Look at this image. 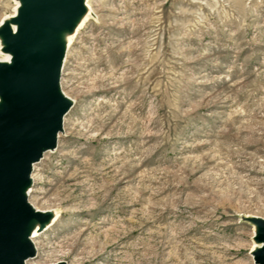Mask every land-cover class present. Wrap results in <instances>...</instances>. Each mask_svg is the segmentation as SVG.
<instances>
[{
    "label": "rangeland",
    "instance_id": "rangeland-1",
    "mask_svg": "<svg viewBox=\"0 0 264 264\" xmlns=\"http://www.w3.org/2000/svg\"><path fill=\"white\" fill-rule=\"evenodd\" d=\"M90 4L60 79L74 104L32 173L30 202L61 215L28 264H257L264 0Z\"/></svg>",
    "mask_w": 264,
    "mask_h": 264
},
{
    "label": "water",
    "instance_id": "water-1",
    "mask_svg": "<svg viewBox=\"0 0 264 264\" xmlns=\"http://www.w3.org/2000/svg\"><path fill=\"white\" fill-rule=\"evenodd\" d=\"M30 1L17 32L7 33L14 59L2 65L0 77L5 100L0 112V264H25L35 254L34 245L19 238L32 207L17 200L16 183L30 176L44 147L56 141L66 113L55 93L57 55L44 53L35 26H57L80 5L79 0ZM37 217L43 219L44 214ZM260 237L264 239V232ZM256 262L264 264V246L256 252Z\"/></svg>",
    "mask_w": 264,
    "mask_h": 264
},
{
    "label": "bare ground",
    "instance_id": "bare-ground-1",
    "mask_svg": "<svg viewBox=\"0 0 264 264\" xmlns=\"http://www.w3.org/2000/svg\"><path fill=\"white\" fill-rule=\"evenodd\" d=\"M79 1H80L79 7L71 13L69 18L63 20L59 25L45 26V25L36 24L34 30L35 38L42 46L44 53L46 54L55 53L57 55V61H56L57 79H56L55 93L64 102L66 106V113L71 109V107L74 104V100L70 98V96H68V94L62 90V87L60 85L61 73L64 66L67 49L70 48L71 44L74 41L75 36L79 33V31L84 27L86 22L89 20L90 13L92 11L90 0H79ZM15 3L17 5L15 7L14 12L10 15H6L2 20H0L1 21L0 27L4 29V34H3L4 47L2 48L6 50L4 52L2 50L1 51L2 55H0V77L3 76L2 65L12 64L14 59V49L11 40L8 39L7 37V33L17 32L20 23V18L25 14L27 9L31 5L30 0H16ZM4 104H5V100L0 92V112L4 107ZM66 113L62 119V128L64 126V120L67 115ZM60 131H58L57 133L56 141L53 144L44 147L42 156L40 157L39 160L43 158L44 154L47 151L54 150L56 148L58 144ZM37 161H35L32 164V171L30 173V176L26 179H20L19 181H17L15 188L17 200L19 202L29 203L32 207V214L25 223L23 229L19 232V238L22 243L33 244L35 250H36V245L38 244L36 239H34V237L39 235L40 232L44 231L45 229L50 228L55 223L56 219L59 218L61 215L59 211H55L54 209L40 210L29 200L30 188L33 185L32 173L34 171V165ZM39 213L44 214L43 219H39L37 217ZM255 218L261 223L259 229V235L263 236L264 217L256 216ZM263 246H264V239H262L260 246L257 244L254 246L253 256L255 258V262H256V252L259 249H261ZM36 255H37V250L35 251L34 255L26 258L25 264H28L29 259L35 257ZM57 263L68 264L65 261H60ZM256 263L259 264L258 262Z\"/></svg>",
    "mask_w": 264,
    "mask_h": 264
}]
</instances>
